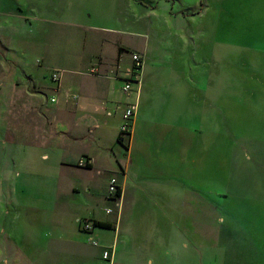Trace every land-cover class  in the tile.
<instances>
[{
	"label": "crops",
	"instance_id": "crops-1",
	"mask_svg": "<svg viewBox=\"0 0 264 264\" xmlns=\"http://www.w3.org/2000/svg\"><path fill=\"white\" fill-rule=\"evenodd\" d=\"M211 245L264 264V0H0V264H210Z\"/></svg>",
	"mask_w": 264,
	"mask_h": 264
},
{
	"label": "built area",
	"instance_id": "built-area-1",
	"mask_svg": "<svg viewBox=\"0 0 264 264\" xmlns=\"http://www.w3.org/2000/svg\"><path fill=\"white\" fill-rule=\"evenodd\" d=\"M132 73L129 78L124 80V84L122 87V90L125 94H129L133 91L134 84H137L139 82L138 76L142 69L143 65V58L139 54H133L132 55ZM60 72L52 73L51 78L54 83L60 82ZM55 102V100H53ZM135 116V106H129L125 110L124 119L125 122L122 124L120 129V138H118L119 142L126 145L127 139L130 137L131 134V123L133 121V118ZM81 163L83 166H87L88 161L86 159L81 160ZM116 180H111L110 185L108 187L110 196L114 199H118L120 195V188L118 186ZM107 213H112V209H108L106 211ZM96 227V223L93 220H86L83 221L81 224L82 231L85 232H92ZM102 261L103 264H114L111 252L109 250H105L102 254Z\"/></svg>",
	"mask_w": 264,
	"mask_h": 264
},
{
	"label": "rangeland",
	"instance_id": "rangeland-1",
	"mask_svg": "<svg viewBox=\"0 0 264 264\" xmlns=\"http://www.w3.org/2000/svg\"><path fill=\"white\" fill-rule=\"evenodd\" d=\"M163 57L161 56H156L155 59L152 61L151 64L154 65V70L155 71H159L161 72L162 70L165 69V66L163 67ZM164 64H166V62H164ZM167 74H165L166 76ZM163 76V77H165ZM167 84V78L164 79V85ZM167 87V86H166ZM172 87H176V84H172ZM167 92V90H166ZM218 209V208H217ZM218 211V210H217ZM214 226V224H212V227ZM227 229H229L228 232H231V233H234L236 230L238 231V233L242 232V228L241 227H238L236 225H230L228 226L227 225ZM217 247L211 245V251L209 252V260H210V264H222L224 263V260L225 262H227V257H224V260L217 254Z\"/></svg>",
	"mask_w": 264,
	"mask_h": 264
},
{
	"label": "trees",
	"instance_id": "trees-1",
	"mask_svg": "<svg viewBox=\"0 0 264 264\" xmlns=\"http://www.w3.org/2000/svg\"><path fill=\"white\" fill-rule=\"evenodd\" d=\"M118 142H119V140H118ZM120 143V142H119ZM122 144V143H121ZM122 145H124V144H122ZM125 146V145H124ZM120 195H121V193H120ZM120 195H119V197H120ZM96 223V222H95ZM96 227H102V228H110L111 227V225L110 224H107V223H96Z\"/></svg>",
	"mask_w": 264,
	"mask_h": 264
}]
</instances>
